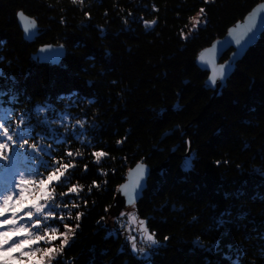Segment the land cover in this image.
Segmentation results:
<instances>
[{"label":"trees","instance_id":"obj_1","mask_svg":"<svg viewBox=\"0 0 264 264\" xmlns=\"http://www.w3.org/2000/svg\"><path fill=\"white\" fill-rule=\"evenodd\" d=\"M260 1L0 0V117L23 119L28 143L47 146L44 163L73 165L53 186L54 207L73 225L83 213L53 264H264V32L214 98L196 63ZM18 10L43 27L32 42ZM50 42L67 48L60 65L31 57ZM174 148L134 205L161 245L139 258L109 224L110 206L130 167L160 165ZM95 151L107 156L96 161ZM17 169L46 175L22 154L0 176L13 180ZM72 185L83 189L67 193ZM48 226L63 231L58 220Z\"/></svg>","mask_w":264,"mask_h":264},{"label":"snow or ice","instance_id":"obj_2","mask_svg":"<svg viewBox=\"0 0 264 264\" xmlns=\"http://www.w3.org/2000/svg\"><path fill=\"white\" fill-rule=\"evenodd\" d=\"M208 0H205L207 3ZM76 5H83L85 0H73ZM159 11V9H157ZM205 9L201 8L196 16L192 17L193 27H198L201 23V16L204 14ZM91 18V13H87ZM21 19L24 18V13L21 11L18 13ZM146 27H152L157 24V20H144ZM255 24L253 17H249V28L245 31H250L251 27ZM36 27L35 20L26 19L24 28L27 31L30 28ZM244 35L243 33L241 34ZM187 39V36H185ZM240 38H237L236 43L240 44ZM49 46L41 49V53L46 52ZM215 54L214 49H208L205 53L200 55V60L206 59L212 63ZM219 77L223 79L225 77V67L222 65L219 69ZM211 83L215 85L217 83V71L215 64H213V76ZM3 95V93H0ZM6 109L0 108V112H5ZM24 121L21 118V124ZM21 124H11L7 119L0 117V167L9 169L15 167L17 157L22 154L27 155L29 159H32L33 154L40 166L45 168L46 175H41L39 172L29 171V175H25L26 169H17L13 175L14 180L8 181V185L4 190V194L0 197V264H53V262L60 256L65 248L69 246L70 241L76 235L77 229L80 228L79 221L83 213L76 211L74 220L76 223H64L66 219L63 210L60 211V215L57 216L55 210L54 201V185L60 182L61 177L65 172L73 167L71 164H49L44 163L41 159L40 153H47V146L40 144H29L24 138V134L27 133L26 128H22ZM78 125H82L81 121H77ZM7 125V126H6ZM117 143H123V141H117ZM69 157L72 156L71 152H68ZM76 155H81L77 153ZM96 161H100L103 157L107 156V153L103 151H95L93 153ZM217 165L220 161H216ZM87 165L84 166L87 170ZM186 168L191 167V163L187 162ZM51 169V170H49ZM144 165L138 164L136 171L138 177L144 175ZM259 171V170H257ZM30 177H39L30 178ZM93 185L99 189L100 184L93 181ZM140 186L139 178L135 184L131 187L128 185L121 186V191L128 200L131 201L134 196L135 188ZM83 189L82 185H72L68 187L67 193L79 194ZM89 192L92 188L89 187ZM66 195V194H60ZM51 202V203H50ZM87 204V200L84 201ZM65 208L68 206L65 205ZM73 208H79V205L73 204ZM112 207V206H110ZM107 211V209H105ZM123 215V213H121ZM68 218L72 219L71 211L68 212ZM103 220L104 217H101ZM119 220V217L117 218ZM136 218L133 217V220ZM58 220L62 223L63 231L59 227H50L48 223L50 221ZM222 223V222H221ZM141 239L146 241L149 246H161L155 238V234L149 231L147 223L144 220H139ZM128 239L131 241V248L134 252H144V249L137 248V237L130 236ZM168 240L169 237H165ZM59 243H56V241ZM199 244V241L196 242ZM44 245V246H41ZM218 245H213L215 248ZM234 264H239V260L234 261Z\"/></svg>","mask_w":264,"mask_h":264},{"label":"water","instance_id":"obj_3","mask_svg":"<svg viewBox=\"0 0 264 264\" xmlns=\"http://www.w3.org/2000/svg\"><path fill=\"white\" fill-rule=\"evenodd\" d=\"M21 11L24 13L25 19H21L18 16V13ZM250 16L254 18L255 24L251 27L250 31H245L249 28ZM26 19L35 20L36 27L30 28L25 31L24 24ZM17 21L20 29L22 30L23 38L27 42L34 41L37 36H39L43 32V27L39 25L38 21L33 16L25 13L23 10H18ZM263 32L264 0H261L250 11H248L242 19L231 25L223 36L215 39L210 45L204 47L198 52L196 63L202 70L208 72V76L205 80V87L213 91V98L216 97L217 94L224 89L228 79L236 70L237 63L245 56V54L251 47L257 44ZM242 33L244 34L243 36L241 35ZM237 38H240V44L236 43ZM46 46H49L48 50L41 53V49H44ZM208 49L215 50L212 63H210L207 59L205 61L200 60V55L202 53H205ZM227 53L228 56L226 57ZM66 54L67 48L64 43L50 42L40 45L37 50L32 53L31 57L36 62L60 65ZM213 64H215V68L217 71V83L215 85L211 83L213 76ZM222 65L225 67V77L223 79H221L218 74L220 66ZM192 148L193 145L190 146L189 151L187 152L188 155L190 154ZM174 151L175 148L173 150V153L170 154L167 159L160 165L151 166L146 161H139L129 168L125 180L117 188L116 196L114 198L112 208L110 209V213L112 216L120 215L122 210L129 207L130 205H135L141 199V197H143L144 191L148 186V180L150 176L155 172L161 171L163 168L169 165L170 158L175 155ZM138 164L144 165L145 170L143 177H138L136 171V166ZM138 178L140 180V186L135 188L133 199L129 201L128 197L125 196L121 191V186L128 185L131 187L135 184Z\"/></svg>","mask_w":264,"mask_h":264},{"label":"rangeland","instance_id":"obj_4","mask_svg":"<svg viewBox=\"0 0 264 264\" xmlns=\"http://www.w3.org/2000/svg\"><path fill=\"white\" fill-rule=\"evenodd\" d=\"M187 162H190V157L186 160V163ZM8 181L9 180H7L6 178L4 179L0 176V197H2V195L4 194V190L8 185ZM121 213H123V215H121ZM121 213L120 215H117V216L111 215L112 217H111L109 224L112 226L113 229H115L116 231L118 230L123 234V236L125 237V240L127 241V243L130 244V246H131V241L128 239V237L136 236L137 237V240H136L137 248L144 249V252H139V251L134 252L132 250L133 253H135L139 258L148 259L152 255V252L157 246H149L146 241L141 239L140 225L138 224V221L144 220V219H142L138 215L137 210L134 205H130L129 207L125 208L124 210H122ZM118 217H119V220L117 219ZM133 217H135L136 219L133 220ZM148 262L149 260L146 261V263Z\"/></svg>","mask_w":264,"mask_h":264}]
</instances>
